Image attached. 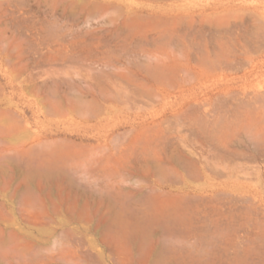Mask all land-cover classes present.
I'll use <instances>...</instances> for the list:
<instances>
[{
	"label": "rangeland",
	"instance_id": "374dc122",
	"mask_svg": "<svg viewBox=\"0 0 264 264\" xmlns=\"http://www.w3.org/2000/svg\"><path fill=\"white\" fill-rule=\"evenodd\" d=\"M54 1L0 0V264H191L197 258L196 264H241L247 256L245 264H264V157L238 125L226 145L198 130L204 116L223 126L227 118H246L243 108L234 114L236 98L217 88L231 83L240 93L253 68L238 57L225 73L195 76L198 51L241 42L262 23L264 29V0ZM151 1L182 4L187 12L150 15L143 7ZM101 2L108 4L100 9ZM126 5L138 13L127 14ZM119 10L124 14L116 19ZM258 65L250 83L264 82V61ZM163 86L167 97L159 95ZM137 88L141 93L133 95ZM185 97L196 120L186 126L174 119ZM100 111L119 115L92 117ZM163 119L162 127L172 131L160 144L157 123ZM231 172L256 198L246 199L240 190L208 195L210 184L221 186Z\"/></svg>",
	"mask_w": 264,
	"mask_h": 264
},
{
	"label": "bare ground",
	"instance_id": "6f19581e",
	"mask_svg": "<svg viewBox=\"0 0 264 264\" xmlns=\"http://www.w3.org/2000/svg\"><path fill=\"white\" fill-rule=\"evenodd\" d=\"M51 1H54V0H51ZM63 1V0H62ZM86 1V0H85ZM89 1V0H88ZM87 1V2H88ZM131 1V0H130ZM55 3H57V1L55 0L54 1ZM84 2V4L83 5H88V4H90V2ZM100 2V1H99ZM135 2V1H134ZM8 3H9V1H8ZM47 3V2H46ZM54 3V4H55ZM60 4H61V2H59ZM72 3V4H71ZM81 3H80V5H81ZM86 3V4H85ZM132 3V2H131ZM6 4V3H5ZM20 4H21V1H20ZM44 4V3H43ZM53 4V3H52ZM54 4L52 5V6H54ZM63 4V3H62ZM70 4L71 5H75V2L73 1V2H70ZM99 3H97V1H96V3L94 2V6H93V8H90L89 10V14H90V12H91V10L93 9V12L94 13H96L94 10H98V6L100 7V4L98 5ZM102 4H104V3H102L101 2V8L100 9H102V6H104L105 4H108V3H105L104 5H102ZM110 4V3H109ZM22 5V4H21ZM48 5V4H47ZM96 5H98L97 7H96ZM56 6V5H55ZM59 6V5H58ZM63 6V5H62ZM87 7V6H86ZM126 8H125V12L128 14V13H134V14H137L138 13V10H136V9H134L132 6H129V5H126L125 6ZM76 8V7H75ZM75 8H74V10H75ZM104 8H106V6L104 7ZM103 8V9H104ZM108 8V7H107ZM121 8V7H120ZM119 8V9H120ZM144 8V11L145 12H147L148 14H150V15H156V14H158L159 12H162V13H166V12H171V13H173L175 16L176 15H178V14H180V13H183V12H187V9H186V7L184 6V5H182V4H177V3H170V2H165V1H163L162 3L160 2V1H151L146 7H143ZM71 9V8H70ZM78 9V8H77ZM76 9V10H77ZM83 9V12H84V6L82 7V5H81V10ZM96 10V11H97ZM105 10V9H104ZM103 10V11H104ZM121 10V9H120ZM119 10V11H120ZM11 11V10H10ZM105 11H107V10H105ZM75 13H76V11H74ZM74 12H72V13H74ZM78 12V11H77ZM83 12H80V13H82V15H83ZM101 12V11H100ZM99 12V13H100ZM71 13V12H70ZM79 13V12H78ZM80 13H79V15H80ZM98 13V12H97ZM103 13V12H102ZM123 14H124V12H122ZM121 13V11H120V16L118 15V17H117V15L114 17V18H118L119 19V17H121V15H123ZM133 14V15H134ZM78 14L76 15L77 17L79 16ZM16 16V15H15ZM81 16V15H80ZM93 17H94V14L92 15ZM135 16V15H134ZM141 16H143L142 14H141ZM193 16V15H192ZM192 16H190L191 18H192ZM52 17V16H51ZM95 17H96V15H95ZM107 17V16H106ZM157 17V16H156ZM194 17V16H193ZM101 18V17H100ZM105 17L103 16V19H104ZM151 18H153L152 16H151ZM178 17H176V19H177ZM180 18V20H181V17H179ZM103 19H100L101 21L103 20ZM106 20H108L107 18H105ZM156 19V18H155ZM173 19H175V18H173ZM175 19V20H176ZM258 19V18H257ZM72 20V19H71ZM100 20H98V21H100ZM106 20H104V22H106ZM115 20V19H114ZM126 19H124V21H125ZM184 20H185V18H184ZM184 20H181V21H184ZM190 20H192L191 21V23L193 22V18L192 19H190ZM196 20V19H195ZM109 21V20H108ZM261 21V20H260ZM30 22H31V20H30ZM110 22V21H109ZM116 22H117V20H116ZM123 22V21H122ZM186 22V21H185ZM259 22V21H258ZM111 23V22H110ZM113 23H115V22H113ZM119 23V22H118ZM124 23V22H123ZM126 23V22H125ZM173 23V22H172ZM175 23V22H174ZM181 23H183V22H181ZM190 23V24H191ZM227 23H228V21H227ZM262 23V22H261ZM90 24V23H89ZM255 24V23H254ZM263 24V23H262ZM262 24H261V26H257V27H255V28H257L256 30H255V32H252V36H250V38H248L247 36V38L245 39V40H243V41H241V42H236L235 40H228V41H220L218 44H216V46L212 49V48H210L211 50H209L208 48L206 49V51H204L203 52V50H201V51H198V52H202V54H200L201 56L199 57H196L197 58V60H196V62L197 63H195V65L196 64H198V62L200 61V65H199V67H198V69L195 71V76L197 77V78H202V76H204V77H209V76H215L219 71H221V72H226L227 70H231L230 68H232V66L234 65L233 64V62L236 60V58H238V57H243V59H245V60H247V64H248V62H249V64H251V66H252V70H250V72H249V76L250 75H252L253 74V72H254V69H256V68H258V63H259V61H261L262 62V60L264 61V53H263V49H264V41H263V39L262 38H264L263 36V30H262ZM34 25V24H33ZM60 25V24H59ZM257 25H260V24H257ZM10 26V25H9ZM12 27V26H11ZM18 27H19V25H18ZM158 27H159V24H158ZM191 27V26H190ZM254 27V26H253ZM2 28V27H1ZM23 29V28H22ZM21 29V30H22ZM65 29V28H64ZM155 29V28H154ZM168 29V28H167ZM166 29V30H167ZM189 29V28H188ZM241 29V28H240ZM246 29V28H245ZM17 30V29H16ZM63 30V29H62ZM110 30V29H109ZM158 30V29H157ZM237 30V29H236ZM244 30V29H243ZM254 30V29H253ZM88 31V30H87ZM229 31V30H228ZM13 32V31H12ZM98 32V31H97ZM116 32V31H115ZM118 32V31H117ZM170 32V31H169ZM182 32V31H181ZM196 32V31H195ZM75 33V32H74ZM87 33V32H86ZM126 33V32H125ZM197 33V32H196ZM195 33V34H196ZM200 33V32H199ZM245 33V32H244ZM22 34H24L23 32H22ZM60 33H58V35H59ZM134 34V33H133ZM181 34V33H180ZM194 34V35H195ZM219 34V33H218ZM234 34V33H233ZM248 34V33H247ZM34 35V34H33ZM57 35V34H56ZM73 35V34H72ZM135 35V34H134ZM188 35H190V34H188ZM246 35V34H245ZM263 35V36H262ZM14 36V35H13ZM38 36V35H37ZM44 36V35H43ZM180 36V35H179ZM199 36H200V34H199ZM204 36V35H203ZM59 37V36H58ZM57 37V38H58ZM61 37V36H60ZM72 37V36H71ZM93 37V36H92ZM150 37V36H149ZM13 38V37H12ZM11 38V39H12ZM63 38V37H62ZM61 38V39H62ZM90 38V37H89ZM119 38V37H118ZM128 38V37H127ZM219 38V37H218ZM53 39V38H52ZM169 39V38H168ZM173 39H175V37L173 38ZM172 39V40H173ZM178 39V38H177ZM213 39H214V37H213ZM66 40V39H65ZM125 40H127V39H125ZM124 40V41H125ZM164 41H165V39H163ZM10 41V40H9ZM53 41V40H52ZM194 41V40H193ZM214 41V40H213ZM11 42V41H10ZM27 42V41H26ZM55 42V41H54ZM54 42H52V43H54ZM64 42V41H63ZM89 42V41H88ZM151 42H153V41H151ZM203 42V41H202ZM49 43H50V41H49ZM108 43V42H107ZM119 43V42H118ZM169 43V42H168ZM171 43V42H170ZM174 43V42H173ZM201 43V42H200ZM71 44V43H70ZM110 44V43H109ZM109 44H107V45H109ZM147 44V43H146ZM167 44V43H166ZM180 44V43H179ZM63 45V44H62ZM137 45V44H136ZM172 45H174V44H172ZM196 45V44H195ZM199 46H201L200 44H198ZM121 46V45H120ZM171 46V45H170ZM175 46V45H174ZM182 46V45H181ZM133 47V46H132ZM126 48V47H125ZM176 48V47H175ZM192 48V47H191ZM202 49H205V47L204 48H202ZM112 50V49H111ZM172 50H174V49H172ZM177 50H178V48H177ZM185 50H187V49H185ZM179 51V50H178ZM102 52V51H101ZM112 52H114L113 50H112ZM127 52V51H126ZM11 53H12V51H11ZM103 53V52H102ZM194 53V52H193ZM77 54V53H76ZM81 54V53H80ZM79 54V55H80ZM96 54V53H95ZM108 54V53H107ZM113 54V53H112ZM186 54V53H185ZM82 55V54H81ZM124 55V54H123ZM195 55V54H194ZM111 56V55H110ZM152 57V56H151ZM183 57V56H182ZM60 58V57H59ZM104 58V57H103ZM112 58H113V56H112ZM142 58V57H141ZM170 58V57H169ZM180 58V57H179ZM106 59V58H105ZM109 58L107 57V60H108ZM177 59H178V57H177ZM186 59V58H185ZM198 59H199V61H198ZM59 60V59H58ZM98 60H99V58H98ZM167 60H168V58H167ZM44 61V60H43ZM71 61H72V59H71ZM110 61H111V59H110ZM109 61V62H110ZM147 61V60H146ZM173 61V60H172ZM240 61V60H239ZM79 62H81V61H79ZM108 61H105V64L107 63ZM159 62V61H158ZM176 62V61H175ZM244 62H246V61H244ZM66 63V62H65ZM68 63H70V62H68ZM72 63V62H71ZM74 63V62H73ZM76 63V62H75ZM184 63V62H183ZM186 63V62H185ZM239 63V62H238ZM25 64V63H24ZM55 65H56V63H54ZM81 64H83V63H81ZM109 64V63H108ZM181 64V63H180ZM242 64H244V63H242ZM47 65V64H46ZM51 65H53V64H51ZM62 65V64H61ZM64 65V64H63ZM84 65V64H83ZM149 65V64H148ZM163 65V64H162ZM167 65V64H166ZM188 65V64H187ZM235 65H237V64H235ZM246 65V64H245ZM66 66V65H65ZM69 66V65H68ZM92 66V65H91ZM186 66V65H185ZM244 66V65H243ZM57 67V66H56ZM70 67V66H69ZM85 67V66H84ZM83 67V68H84ZM92 67H94V66H92ZM172 67H174L173 69H175V66L173 65ZM172 67H170V68H172ZM234 67V66H233ZM248 67V66H247ZM52 68H54V67H52ZM61 68V67H60ZM110 68H112V67H110ZM186 68V67H185ZM59 69V68H58ZM65 69V68H64ZM93 69V68H92ZM159 69V68H158ZM161 69H163V68H161ZM168 68H166L165 70L167 71V73H168V70H167ZM191 69V68H190ZM239 69V68H238ZM62 70V69H61ZM170 70V69H169ZM179 70V69H178ZM184 71H185V69H183ZM183 70H181V71H183ZM65 71V70H64ZM174 71H176V69L174 70ZM188 73L190 72V71H188V70H186ZM101 72V71H100ZM158 72V71H157ZM160 72H161V70H160ZM179 71H177V72H175V75H178L177 73H178ZM186 72V73H187ZM99 73V72H98ZM156 73V72H155ZM162 73V72H161ZM184 73V72H183ZM183 73H182V75H183ZM191 73V72H190ZM189 73V74H190ZM154 74V73H153ZM157 74V73H156ZM158 74L160 75V73L158 72ZM164 74H166V72H164ZM173 74V73H172ZM185 74V73H184ZM189 74H185V77H187L188 78V76L187 75H189ZM95 75V74H94ZM152 75V74H151ZM155 75V74H154ZM153 75V76H154ZM168 75H170V73L168 74ZM190 75H194L193 73L192 74H190ZM248 75H247V77L245 76V79H244V81H245V83L243 84V86H242V88H243V91H241L240 93H238V94H236V93H234V86L231 84V83H227V84H224V85H222V86H219L217 89V93H219V94H224V95H230L231 97H233V98H236V107H234V108H236V109H233V110H235V112H234V114L236 115V113H237V111L236 110H239V109H245L246 111H244V113H246V118L244 119V120H239V121H237V122H234V121H228V118H227V121H226V123H225V125L223 126L222 124H220V122H222L221 120H220V122L218 123V122H210V119L207 117H205L204 116V119H202V117L200 118V116H199V118L200 119H202V121H203V124H202V122H200L199 124L201 125L199 128H198V130H199V134H200V131H202L203 133H206L207 135H206V138H207V136H208V138L211 140H209L210 142H214V144H216V145H220V144H222V145H226L227 144V141L230 139V136H231V134H232V130L233 129H236L237 128V125H238V127H241V128H243V129H245L246 130V133L247 134H249V140L251 139L252 141H253V145L255 146V149H256V152L259 154V155H261L262 157H264V82H262V81H258V82H256V83H250V81H248L249 80V78H248ZM115 76V75H114ZM149 76H150V74H149ZM156 76V75H155ZM165 76H167V75H165ZM163 77V76H162ZM172 77V76H171ZM178 77V76H177ZM177 77H176V79H177ZM184 77V78H185ZM191 77H193V76H190L189 78H190V80H192L193 81V78L191 79ZM258 77V76H257ZM56 78V77H55ZM142 78V77H141ZM154 78H156V77H154ZM165 78V77H164ZM173 78V77H172ZM182 78V77H181ZM187 78H185L184 80L185 81H187L186 79ZM144 79V78H143ZM160 79H163V78H160ZM167 79H169V77H167ZM117 80H118V78H117ZM133 80V79H132ZM135 80V79H134ZM133 80V81H134ZM170 80V79H169ZM179 80H180V78H179ZM178 80V81H179ZM182 80V79H181ZM180 80V81H181ZM62 81V80H61ZM67 81V80H66ZM66 81H65V83H66ZM132 81V82H133ZM136 81V80H135ZM158 81H159V79H158ZM165 81V80H164ZM172 80H170V82H171ZM179 81V82H180ZM69 82V81H68ZM103 82V81H102ZM101 82V83H102ZM169 82V81H168ZM167 82V83H168ZM169 82V83H170ZM176 82V81H175ZM174 82V83H175ZM189 82V81H188ZM249 82V83H248ZM61 83H63L64 84V82H61ZM146 83V82H145ZM165 83V82H164ZM167 84V85H170V84ZM185 84V83H184ZM186 84H188V83H186ZM65 85V84H64ZM133 85V84H132ZM141 85V84H140ZM158 85V84H157ZM159 85H161L160 84V82H159ZM172 85V84H171ZM170 85V88L172 87ZM178 85V84H177ZM56 86H57V84H56ZM134 87H136V85H133ZM143 86H144V84H143ZM146 86V85H145ZM144 86V87H145ZM147 86H148V84H147ZM151 86V85H150ZM165 86H166V84H165ZM165 86H163L160 90H158L159 91V95H162V96H164V97H167L168 95H167V93H168V91H167V89L165 88ZM87 87V86H86ZM89 87V86H88ZM131 87V86H130ZM152 87V86H151ZM159 87V86H158ZM55 88V87H54ZM111 88V87H110ZM133 88V87H132ZM140 88V87H139ZM52 89V88H51ZM50 89V90H51ZM55 89H57V88H55ZM64 89V88H63ZM70 89V88H69ZM73 89V88H72ZM100 89V88H99ZM102 89H103V92H102ZM102 89H100L101 90V92H102V94H104V92H107V93H110L109 91H108V89H107V91H106V88H102ZM105 89V90H104ZM156 89V88H155ZM154 89V90H155ZM172 89H174V88H172ZM138 90V88L136 89V90H133L134 92H136V93H133L131 90H129L130 91V93L132 92L133 93V95H135V94H138L137 92H139V93H141L140 91L142 90V89H140L139 91H137ZM56 91V90H55ZM57 91H58V89H57ZM56 91V92H57ZM70 91H72V90H70ZM112 91V90H111ZM149 91H150V89H149ZM177 91V90H176ZM51 92H54V91H51ZM50 92V93H51ZM155 92V91H154ZM37 93V92H36ZM39 93V92H38ZM81 93V92H80ZM106 93V94H107ZM116 93H118V92H116ZM121 93V92H120ZM119 93V94H120ZM130 93H126V94H128V95H130ZM144 93V92H143ZM156 95H158L157 94V90H156ZM55 94V93H54ZM67 94V93H66ZM111 94H113V93H111ZM122 94V93H121ZM125 94V95H126ZM148 94H150V92L148 93ZM147 94V95H148ZM236 94V95H235ZM41 95V94H40ZM58 95V94H57ZM70 95V94H69ZM108 95V94H107ZM127 95V96H128ZM133 95H130L129 96V100L132 98V96ZM152 95H153V92H152ZM152 95H148V98H150L151 100H152V98L153 97H150V96H152ZM155 95V96H156ZM53 96V95H52ZM55 97H61L60 95L59 96H56V94L54 95ZM66 96V95H65ZM68 96V95H67ZM103 96H105V95H103ZM109 96H110V94H109ZM108 96V97H109ZM124 96V95H123ZM142 96H144L145 97V93H144V95H142ZM223 96V95H222ZM39 97V96H38ZM69 97V96H68ZM118 97H119V95H118ZM124 97H126V96H124ZM131 97V98H130ZM138 97H141V95L139 96L138 95ZM212 95H208L207 97H206V101H207V103L209 104V105H211L210 103H209V99H212ZM36 98H37V96H36ZM42 98V97H41ZM48 98V97H47ZM105 98V97H104ZM110 98H111V96H110ZM121 98V97H120ZM187 98L188 97H185L184 98V100H183V102L180 104V107L179 108H177V110L175 111V113H174V119L177 121V122H181V124H184V126H186V125H190V124H193V122H195V121H193V119H194V111H193V109H191V107H190V104H189V102L187 103L186 102V100H187ZM226 98H227V96H226ZM38 99V98H37ZM46 99V98H45ZM44 99V100H45ZM62 99V98H61ZM95 99V98H94ZM108 99V98H107ZM125 99V98H124ZM123 99V100H124ZM137 99H139V98H137ZM163 99V98H162ZM189 99V98H188ZM216 99V98H215ZM214 99V100H215ZM225 99V98H224ZM232 99V98H231ZM43 100V101H44ZM47 100V99H46ZM69 100L71 101V97L69 98ZM121 100V99H120ZM127 100V99H126ZM125 100V101H126ZM140 100V99H139ZM150 100V101H151ZM154 100V99H153ZM149 101V102H150ZM216 101V100H215ZM214 101V102H215ZM227 101V100H226ZM229 101V100H228ZM228 101L226 102V103H228ZM231 101V100H230ZM46 102V101H45ZM64 102V101H63ZM67 102H68V100H67ZM138 102V100L137 101H135V103H137ZM139 102H142V101H139ZM198 102V101H197ZM134 103V104H135ZM203 103H204V101H203ZM221 103H223V101H221ZM230 103V102H229ZM133 104V105H134ZM140 104V103H139ZM138 104V105H139ZM148 104V103H147ZM198 104V103H197ZM113 105V104H112ZM144 105V104H143ZM146 105V104H145ZM145 105H144V108H146L145 107ZM223 105V104H222ZM137 106V105H136ZM114 107V106H113ZM129 107H130V105H129ZM132 107V106H131ZM138 107H141V106H138ZM205 107V106H204ZM192 108H193V106H192ZM202 108V107H201ZM225 108H227V106H225ZM102 109V108H101ZM115 109V108H114ZM117 109V108H116ZM232 110L230 107L229 108H227V110H226V112L227 113H229L230 112V110ZM100 110V109H99ZM198 110V109H197ZM114 113V112H113ZM113 113H108L111 117H115V116H118L119 114L117 113V114H113ZM197 113V112H196ZM106 114V115H105ZM107 113H105V112H97V113H93V115H92V117L93 118H96V119H99V121H101V120H103L104 118H106V116L108 115ZM112 114V115H111ZM233 114V113H232ZM233 114V115H234ZM229 115H231V114H229ZM138 116H142L141 114H139V115H137V117ZM199 118H196V119H198L199 120ZM167 119H163L162 121L160 120L158 123H157V126L159 127V131H157V133H159L158 135H157V137L156 138H158L159 137V141L158 142H160V144H163V143H165L166 141H167V137H168V132H171V131H168L166 128H168V127H166V128H164V127H162V124H164V122L166 123L167 121H166ZM197 120V121H198ZM225 120H223V122H224ZM169 122V121H168ZM197 124V123H196ZM199 124H197V125H199ZM158 127H157V130H158ZM197 127V126H196ZM192 129V128H191ZM182 130H183V128H182ZM193 130H195V129H193ZM197 130V129H196ZM237 131V130H236ZM192 132V131H191ZM191 134V133H190ZM194 134V133H193ZM195 134H196V132H195ZM150 135V134H149ZM202 135V134H201ZM153 136H154V134H152V138H153ZM192 136V135H191ZM200 136V135H199ZM174 138V137H173ZM248 138V137H247ZM205 139V138H204ZM145 140V139H144ZM192 140V139H191ZM150 141V140H149ZM140 142V141H139ZM169 142V141H168ZM207 142V141H206ZM152 143H153V141H152ZM169 143H171V142H169ZM209 143V142H208ZM159 144V145H160ZM167 144V143H166ZM212 144L213 143H209V146H211L212 147ZM138 145V144H137ZM144 145H146V144H144ZM151 145V144H150ZM153 145H155V144H153ZM170 145V144H169ZM215 145V146H216ZM214 146V147H215ZM217 147V146H216ZM215 147V148H216ZM237 147V146H236ZM235 147V148H236ZM220 148V147H219ZM233 148V147H232ZM238 148V147H237ZM146 149V148H145ZM174 149V148H173ZM182 149V148H181ZM131 150V149H130ZM129 150V151H130ZM142 150H144V149H142ZM225 150V149H224ZM222 151V150H221ZM229 151V150H228ZM177 153V152H176ZM136 154H138V152L136 153ZM141 154V153H140ZM144 154V153H143ZM146 154V153H145ZM150 154V153H149ZM178 155H179V153H177ZM235 154V153H234ZM187 155V154H186ZM221 155V154H220ZM231 155V154H230ZM238 155V154H237ZM149 156V155H148ZM180 156V155H179ZM178 156V157H179ZM225 156H226V154H225ZM229 155H227V157H228ZM239 156V155H238ZM247 156H249V155H247ZM246 155H245V157H247ZM257 156V155H256ZM231 157V156H230ZM252 157V159H253V154L250 156V158ZM261 157V158H262ZM157 158V157H156ZM180 158V157H179ZM226 158V157H225ZM232 158V157H231ZM237 158H239V157H237ZM240 158H242V157H240ZM255 158V157H254ZM182 159V158H181ZM180 159V160H181ZM234 159V158H233ZM233 159H231V160H233ZM155 160V159H154ZM255 160V159H254ZM253 160V161H254ZM181 162V161H180ZM255 162V161H254ZM183 163V162H182ZM192 163H193V161H192ZM256 163V162H255ZM148 164V163H147ZM184 164V163H183ZM189 164V163H188ZM157 165V164H156ZM160 165V164H159ZM189 166V165H188ZM187 166V167H188ZM192 166V165H191ZM190 166V167H191ZM184 167V166H183ZM249 167V166H248ZM161 168V167H160ZM185 168V167H184ZM189 169V168H188ZM161 170V169H160ZM170 170V169H169ZM51 171V170H50ZM50 171H48V172H50ZM162 171H164V170H162ZM168 172V171H167ZM171 173H173V171L171 172ZM193 173V172H192ZM160 174V173H159ZM158 174V175H159ZM189 174V173H188ZM171 175V174H170ZM193 175V174H192ZM160 176H161V174H160ZM174 176V175H173ZM201 176V175H200ZM241 176V175H240ZM243 176V175H242ZM162 177V176H161ZM179 177V176H178ZM180 178V177H179ZM170 179H172V178H170ZM207 183V182H206ZM207 184H209V183H207ZM222 184V183H221ZM245 183L243 182V181H241L240 180V178H239V176L238 175H235L234 173H232L231 172V174L230 175H228V177H227V179H226V181H224L223 182V184L221 185V186H216V185H214V183H211L210 184V192L208 193V195H210V196H213V198H214V196H216V197H218L217 196V194L220 192V191H222V192H232V191H234V190H240L241 191V193L243 194V195H247L248 197H246V199H251V198H256V194H254V193H252L251 191H249V190H247L246 189V187H245V185H244ZM156 190V189H155ZM154 190V191H155ZM156 192V191H155ZM207 192V191H206ZM221 194V193H220ZM227 195H228V193H227ZM156 196V195H155ZM168 196V195H167ZM225 196V195H224ZM223 196V197H224ZM153 198V197H152ZM157 198V197H156ZM237 197H235V199H236ZM159 199V198H158ZM165 199V198H164ZM219 199V198H218ZM238 199V198H237ZM145 200V199H144ZM187 200V199H186ZM193 200V199H192ZM197 200V199H196ZM232 200V199H231ZM241 200V199H240ZM249 200H248V202H249ZM190 201V200H189ZM246 201V200H245ZM191 202V201H190ZM193 202H195L194 200H193ZM255 202V204H256V201H254ZM258 202V201H257ZM155 203V202H154ZM156 203H158L157 201H156ZM186 203H187V201H186ZM252 203H253V201H252ZM252 203H250V204H252ZM184 204V203H183ZM202 204V203H201ZM122 205H123V203H122ZM225 205V204H224ZM124 206V205H123ZM126 206V205H125ZM124 206V207H125ZM149 206H151V205H149ZM185 206V205H184ZM187 206V205H186ZM194 206V205H193ZM252 206H253V204H252ZM238 207V206H237ZM244 207V206H243ZM240 208V207H239ZM259 208V207H258ZM125 209V208H124ZM131 209V208H130ZM186 209V208H185ZM208 209V208H207ZM228 209V208H227ZM140 210V209H139ZM150 210V209H149ZM170 210V209H169ZM133 211V210H132ZM195 211V210H194ZM222 211V210H221ZM251 211V210H250ZM258 211V210H257ZM256 211V212H257ZM116 212H118V211H116ZM116 212H115V216H116ZM136 212V211H135ZM140 212V211H139ZM255 212V213H256ZM129 213V212H128ZM137 213V212H136ZM143 213H145V212H143ZM210 213V212H209ZM222 213V212H221ZM254 213V214H255ZM189 214V213H188ZM197 214V213H196ZM195 214V215H196ZM201 214V213H200ZM218 214V213H217ZM257 214V213H256ZM123 215V214H122ZM134 215V214H133ZM144 215V214H143ZM251 216V215H250ZM134 217H135V215H134ZM156 217V216H155ZM229 217V216H228ZM246 217H248V216H246ZM252 217V216H251ZM198 218V217H197ZM134 219V218H133ZM157 219V218H156ZM221 219V218H220ZM252 219V218H251ZM251 219H250V221H251ZM138 220V219H137ZM149 220V219H148ZM171 220V219H170ZM209 220V219H208ZM211 220V219H210ZM248 219H246V221H247ZM156 221V220H155ZM159 221H160V219H159ZM201 221V220H200ZM249 221V220H248ZM164 222V221H163ZM170 222V221H169ZM196 222V221H195ZM134 223V222H133ZM154 223V222H153ZM158 223V222H157ZM161 223V222H160ZM252 222H250V224H251ZM135 224H136V222H135ZM159 224V223H158ZM165 224V223H164ZM171 224V223H170ZM169 224V225H170ZM210 224V223H209ZM146 225H147V223H146ZM162 225V224H161ZM172 225V224H171ZM260 226V225H259ZM258 226V227H259ZM131 227V226H130ZM146 227V226H145ZM172 227V226H171ZM174 227H175V225H174ZM218 227H220V226H217V228ZM162 228V227H161ZM216 228V229H217ZM226 227H224V229H225ZM240 228V227H239ZM154 229V228H153ZM168 229V228H167ZM220 230H222V228L220 227L219 228ZM234 229V228H233ZM232 229V230H233ZM147 230V229H146ZM164 230H166V229H164ZM173 230V229H172ZM193 230V229H192ZM209 230V229H208ZM219 230V231H220ZM235 230H237V229H235ZM235 230H233V231H235ZM169 231H171V229H169ZM178 231V230H177ZM224 231H227V230H224ZM232 231V232H233ZM223 232V231H222ZM238 232V231H237ZM174 233H175V231H174ZM178 233V232H177ZM163 234V233H162ZM219 234V233H218ZM217 234V235H218ZM228 234V233H227ZM231 234H233V233H231ZM211 235V234H210ZM209 235V236H210ZM222 235V234H221ZM237 235V234H236ZM235 235V236H236ZM141 236V235H140ZM212 236V235H211ZM234 236V235H233ZM164 237V236H163ZM186 237V236H185ZM217 237V236H216ZM237 237H238V235H237ZM136 238H137V236H136ZM191 238V237H190ZM207 238H210V237H206V239ZM163 239V238H162ZM205 239V238H204ZM205 239V240H206ZM262 239H263V237H262ZM128 240H129V237H128ZM164 240V239H163ZM171 240V239H170ZM196 240V239H195ZM209 240V239H208ZM219 240V239H218ZM83 241H85V240H83ZM154 241V240H153ZM158 241H159V239H158ZM175 241V240H174ZM194 241V240H193ZM247 241V240H246ZM263 241V240H262ZM166 242H167V240H166ZM196 242V241H195ZM212 242V241H211ZM231 242V241H230ZM239 243H241L242 241H238ZM256 242V241H255ZM190 243V242H189ZM188 243V244H189ZM215 243V242H214ZM243 243H244V241H243ZM246 243H248V242H246ZM81 244V243H80ZM168 244V243H167ZM170 244H171V242H170ZM175 244H176V242H175ZM206 244V243H205ZM204 244V245H205ZM207 244H208V242H207ZM206 244V245H207ZM94 245V244H93ZM128 245H130L129 243H128ZM185 245V244H184ZM184 245H182V246H184ZM211 245V244H210ZM209 245V246H210ZM243 245H245V244H243ZM118 246V245H117ZM135 246V245H134ZM147 246V245H146ZM172 246H174V245H172ZM181 246V247H182ZM187 246V245H186ZM213 246V245H212ZM211 246V247H212ZM237 246H238V243H237ZM167 247V246H166ZM165 247V248H166ZM239 248L241 247L242 249L241 250H243L244 251V249H243V247H242V244H241V246L239 245L238 246ZM237 247V248H238ZM248 247V246H247ZM257 247H258V245H257ZM262 247V246H261ZM98 248V247H97ZM163 248H164V246H163ZM168 248V247H167ZM175 248V247H174ZM178 248V247H177ZM232 248V247H231ZM237 248L235 249L234 248V250L236 251L237 250ZM252 248H254L253 247V245H252ZM233 249V248H232ZM251 249V248H250ZM131 250H132V248H131ZM180 250L178 249V251H176L177 253L179 252ZM239 251V250H238ZM237 251V252H238ZM249 251H252V249L251 250H249ZM255 251V250H254ZM89 252V251H88ZM146 252V251H145ZM175 252V253H176ZM185 252V251H184ZM241 253H242V251H240ZM245 252H246V250H245ZM257 252V251H256ZM102 253V252H101ZM128 253H129V251H128ZM127 253V254H128ZM234 253V252H233ZM232 253V254H233ZM236 253V252H235ZM234 253V254H235ZM252 253H254V252H252ZM262 253V252H261ZM103 254V253H102ZM116 251H115V255L114 256H116ZM147 254V253H146ZM145 253L143 254V255H145V258H147V255H146ZM169 254V253H168ZM182 254V253H181ZM193 254V253H192ZM238 254H239V252H238ZM255 254V253H254ZM259 254V253H258ZM119 255V254H118ZM117 255V256H118ZM142 255V256H143ZM184 255V254H183ZM252 255V254H251ZM250 255V256H251ZM181 256V255H180ZM186 256H189L188 254L186 255ZM192 256V255H191ZM191 256H189V257H191ZM201 256V255H200ZM237 256V255H236ZM240 256V255H239ZM238 256V260L237 261H239V263H240V260H243V259H240L241 258V256L239 257ZM263 256V255H262ZM103 257V256H102ZM189 257H187V258H189ZM195 257V256H194ZM193 257V258H194ZM198 257V256H197ZM196 257V258H197ZM212 257V256H211ZM248 257V256H247ZM247 257L245 258V256H244V258L246 259H244L243 261H242V263L243 264H245L244 263V261H246V263H247ZM126 258V257H125ZM144 258V257H143ZM142 258V259H143ZM160 258V257H159ZM181 258V257H180ZM196 258H194V259H196ZM243 258V257H242ZM255 258V257H254ZM204 259H207V258H204ZM240 259V260H239ZM249 259V258H248ZM250 259H252V257L250 258ZM48 260V259H47ZM114 260H116V258L114 259ZM139 260V259H138ZM163 260V259H162ZM197 260H199L198 258L196 259V261L195 262H197ZM261 260V259H260ZM46 261V260H45ZM49 261V260H48ZM156 261V260H155ZM154 261V262H155ZM186 260H184V262H185ZM200 261V260H199ZM207 261V260H206ZM130 262V261H129ZM140 262V261H139ZM157 262V261H156ZM168 262V261H167ZM167 262H166V264H167ZM172 262V261H171ZM179 262V261H178ZM181 262V261H180ZM183 262V261H182ZM195 262H193V263H191V264H196ZM234 262H236V260H234ZM233 262V263H234ZM249 262V261H248ZM262 262V261H261ZM117 263H118V261H117ZM141 263V262H140ZM201 263H202V261H201ZM204 263V262H203ZM207 263V262H206ZM205 263V264H206ZM241 263V264H242ZM255 263H258V262H255ZM157 264V263H156ZM189 264V263H188ZM200 264V263H199Z\"/></svg>",
	"mask_w": 264,
	"mask_h": 264
}]
</instances>
